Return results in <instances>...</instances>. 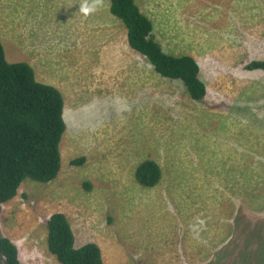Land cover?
<instances>
[{
  "label": "rangeland",
  "instance_id": "374dc122",
  "mask_svg": "<svg viewBox=\"0 0 264 264\" xmlns=\"http://www.w3.org/2000/svg\"><path fill=\"white\" fill-rule=\"evenodd\" d=\"M10 1L6 58L32 60L37 80L59 87L67 124L57 178L26 180L0 205V237L23 264H60L46 226L58 211L103 264H264V71L245 69L264 60V0H137L163 49L200 63V102L129 47L109 0H87L88 15L85 0H22L9 19ZM148 157L163 171L151 188L135 178Z\"/></svg>",
  "mask_w": 264,
  "mask_h": 264
},
{
  "label": "trees",
  "instance_id": "16d2710c",
  "mask_svg": "<svg viewBox=\"0 0 264 264\" xmlns=\"http://www.w3.org/2000/svg\"><path fill=\"white\" fill-rule=\"evenodd\" d=\"M109 11L127 29V43L163 78L181 81L190 97L203 101L207 86L201 66L190 55L167 53L154 34L151 18L136 0H109ZM249 71H264V60L245 65ZM65 99L56 86L37 80L34 68L24 62H10L0 38V203L13 198L26 179L48 183L61 168L60 143L67 130ZM85 157L72 164H83ZM137 181L148 188L163 177L161 165L146 158L136 169ZM90 188L87 181L84 184ZM48 249L61 264H103L102 250L95 242L75 246V236L68 216L53 213L47 221ZM0 253L6 264H23L17 245L0 237Z\"/></svg>",
  "mask_w": 264,
  "mask_h": 264
},
{
  "label": "clouds",
  "instance_id": "9594fccd",
  "mask_svg": "<svg viewBox=\"0 0 264 264\" xmlns=\"http://www.w3.org/2000/svg\"><path fill=\"white\" fill-rule=\"evenodd\" d=\"M137 1V0H136ZM95 9H94V5H91V4H89L88 2H87V0H85V3H83V4H81L80 6H79V11L82 13V14H84V15H88V14H90L91 12H93ZM143 11V10H142ZM144 12V11H143ZM19 61H23V60H18V61H15V62H19ZM200 64V63H199ZM30 65L34 68V70L36 71V69H35V67L33 66V61L31 60L30 61ZM201 66V65H200ZM37 76L36 77H38L39 75L37 74V71H36V73H35ZM200 76H201V73H200ZM40 80V79H39ZM203 80V79H202ZM41 82H45V81H42V80H40ZM206 84V83H205ZM55 86V85H54ZM207 86V85H206ZM57 87V86H56ZM57 88H59V87H57ZM60 90V89H59ZM61 91V90H60ZM63 93V92H62ZM207 94H208V89H207ZM63 96H64V94H63ZM207 96V95H206ZM206 98V97H205ZM205 100V99H204ZM199 102V101H198ZM66 133V132H65ZM64 133V134H65ZM63 137H64V135H63ZM60 152H61V150H60ZM81 157H84V156H81ZM81 157H78V158H81ZM78 158H75V159H78ZM74 160V159H73ZM72 160V161H73ZM61 161H62V153H61ZM72 161H71V164H72ZM142 162V161H141ZM72 165H74V166H80V165H75V164H72ZM82 165V164H81ZM139 165V164H138ZM137 169V168H136ZM59 172H60V170H59ZM135 174H136V170H135ZM58 176V175H57ZM57 178V177H56ZM55 178V179H56ZM135 178H136V176H135ZM54 179V180H55ZM26 180H31V179H26ZM25 180V181H26ZM137 180V179H136ZM24 181V182H25ZM33 181V180H32ZM24 182H22V184L24 183ZM35 182H37V181H35ZM51 182V181H50ZM87 182V181H86ZM85 182V183H86ZM39 183H41V182H39ZM84 183V184H85ZM90 183V182H89ZM21 184V185H22ZM42 184H45V183H42ZM160 184V183H159ZM158 184V185H159ZM21 185H20V187H21ZM141 185V184H140ZM143 186V185H142ZM20 187H19V189H18V192H17V194L14 196V197H16L17 195H18V193H19V190H20ZM145 187V186H144ZM88 188V187H87ZM88 189H91V183H90V188H88ZM13 197V198H14ZM13 198H11V199H13ZM10 199V200H11ZM10 200H8V201H5V202H3V203H0V205L1 204H6L7 202H9ZM58 212H61V211H58ZM55 213V212H54ZM64 213V212H63ZM53 214V213H52ZM51 214V215H52ZM51 215H49L48 216V218H47V220H46V226H47V221H48V219L50 218V216ZM75 236V235H74ZM1 237H6V236H1ZM47 238H48V229H47ZM10 239V238H9ZM12 240V239H11ZM13 241V240H12ZM14 242V241H13ZM15 243V242H14ZM47 243H48V241H47ZM16 244V243H15ZM17 245V247H18V251H19V258H20V260H21V257H20V250H19V246H18V244H16ZM47 247H48V245H47ZM48 251H49V249H48ZM50 252V251H49ZM0 255L4 258V256L0 253ZM55 257V256H54ZM4 261H5V258H4ZM58 261V260H57ZM21 262H22V260H21ZM59 262V261H58ZM23 263V262H22ZM60 263V262H59ZM6 264V263H5ZM61 264V263H60Z\"/></svg>",
  "mask_w": 264,
  "mask_h": 264
},
{
  "label": "crops",
  "instance_id": "0c3cea01",
  "mask_svg": "<svg viewBox=\"0 0 264 264\" xmlns=\"http://www.w3.org/2000/svg\"><path fill=\"white\" fill-rule=\"evenodd\" d=\"M46 2V1H45ZM45 2H43V4H42V6L44 5V3ZM11 3H13L12 5H11ZM27 7L28 6H25V1H22V0H11L10 1V3H8V9H7V16H9L8 18L10 19V17H14V12L15 11H17V10H19V9H22V10H26L27 9ZM23 13V12H22ZM45 15H50V13L48 12V14H45ZM23 16H24V18L25 19H28V20H30L29 21V27L28 28H26V29H33V22H32V20L30 19V17L28 16V14H27V11H25V13L23 14ZM12 17V18H13ZM54 29H55V27H54ZM29 32H32V31H30L29 30ZM20 41H17V43H19ZM25 46H24V48H33L34 46L32 45V42L29 40V38H27L26 40H25ZM17 46V45H16ZM18 47V46H17ZM21 58H17L16 60L18 61V60H20ZM49 83H52V84H54L53 82H49ZM55 86H57L56 84H54ZM207 262V260H205V262L204 263H206Z\"/></svg>",
  "mask_w": 264,
  "mask_h": 264
},
{
  "label": "bare ground",
  "instance_id": "6f19581e",
  "mask_svg": "<svg viewBox=\"0 0 264 264\" xmlns=\"http://www.w3.org/2000/svg\"><path fill=\"white\" fill-rule=\"evenodd\" d=\"M191 14V13H190Z\"/></svg>",
  "mask_w": 264,
  "mask_h": 264
}]
</instances>
